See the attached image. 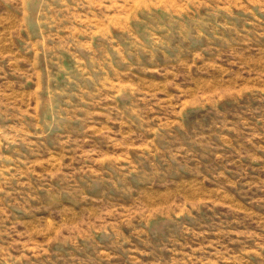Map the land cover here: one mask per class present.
<instances>
[{"label":"rangeland","instance_id":"374dc122","mask_svg":"<svg viewBox=\"0 0 264 264\" xmlns=\"http://www.w3.org/2000/svg\"><path fill=\"white\" fill-rule=\"evenodd\" d=\"M0 264H264V0H0Z\"/></svg>","mask_w":264,"mask_h":264}]
</instances>
